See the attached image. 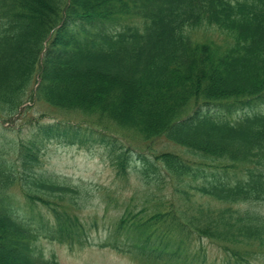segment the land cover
<instances>
[{"label":"trees","instance_id":"obj_1","mask_svg":"<svg viewBox=\"0 0 264 264\" xmlns=\"http://www.w3.org/2000/svg\"><path fill=\"white\" fill-rule=\"evenodd\" d=\"M33 104L56 118L40 125L49 140L84 141L86 120L117 178L147 191L141 209L104 194L100 246L138 264H215L207 241L217 264H263L264 0H0V120ZM3 149L0 264H61L42 237L89 246L87 185L35 169L37 140L17 146L22 171Z\"/></svg>","mask_w":264,"mask_h":264},{"label":"rangeland","instance_id":"obj_2","mask_svg":"<svg viewBox=\"0 0 264 264\" xmlns=\"http://www.w3.org/2000/svg\"><path fill=\"white\" fill-rule=\"evenodd\" d=\"M45 107L33 104L24 109L14 122L4 123L0 120V146L2 149L4 148L1 152L2 156L22 171L24 165L16 156L17 146L21 142L37 140L40 150L37 151V160L33 163L34 168L73 184L85 183L88 187L89 201L84 214H98V222L90 230L91 244L89 246L82 249H71L66 244L51 240L50 237H42L38 242L40 249L47 256H56L61 264H138L111 247L100 246V243L107 239L108 226L113 220V216H103L102 203H105L104 194L110 193L114 197L113 200L117 204V208L121 209L131 205L141 209L143 206L151 204L146 202L145 193L147 191L143 193V190L136 189V176L133 173L126 181L117 178L116 170L112 164L115 151H112L111 144L101 141L102 133L99 130L94 132L89 130L88 122L82 117H79L80 119L77 121L82 122L79 126V138H84V141L76 140L75 143H70L64 137L58 139L53 136L49 140L40 125L49 126L56 122V118H50V108L48 107H46L47 111L44 115ZM51 111L53 115L59 114L58 118L61 117L65 120L75 119L78 116L74 113H62L54 109ZM119 136L122 138L118 137L119 142H126L127 137L123 134ZM133 144L138 148H144L143 143L136 140ZM164 144H166L165 141L159 139L152 144V147L163 150ZM170 147L177 148L173 144ZM146 151H149L147 147ZM151 187L153 188V186ZM155 188L157 189V187ZM159 191L169 194V185L161 187ZM261 208L264 209V202L261 203ZM204 243L207 247L208 259L217 264L215 258L221 259V254L209 242L204 241Z\"/></svg>","mask_w":264,"mask_h":264}]
</instances>
